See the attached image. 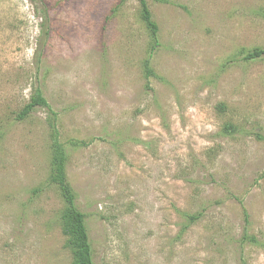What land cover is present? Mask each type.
Returning <instances> with one entry per match:
<instances>
[{"label":"rangeland","instance_id":"obj_1","mask_svg":"<svg viewBox=\"0 0 264 264\" xmlns=\"http://www.w3.org/2000/svg\"><path fill=\"white\" fill-rule=\"evenodd\" d=\"M148 3L161 39L149 81L138 0H0V264L72 262L48 109L17 116L36 88L94 264H264V246L242 242H264V54L240 53L264 49V0ZM227 122L239 131L222 134Z\"/></svg>","mask_w":264,"mask_h":264},{"label":"trees","instance_id":"obj_2","mask_svg":"<svg viewBox=\"0 0 264 264\" xmlns=\"http://www.w3.org/2000/svg\"><path fill=\"white\" fill-rule=\"evenodd\" d=\"M138 1L140 20L145 25L150 37L147 57L144 59V74L149 81L150 77L157 75L150 64V58L161 46L160 27L153 16L148 0ZM44 11L45 21L41 24V39L39 41V49H37L39 56L43 54L48 38L50 37V16L47 8ZM240 53L243 59L254 60L263 56L264 49L254 48L252 50H241ZM220 106L222 110L225 108V105ZM37 107H46L49 112L48 125L50 128L51 169L48 182L59 190L64 202V207L60 215V224L62 232L66 237V246L72 254L71 264H94L93 247L87 227L86 214L79 209L77 205V194L68 179L67 164L69 153L61 140L57 112L50 106L42 91L36 88L29 101L18 113V119H26ZM238 131L237 124L227 122L223 126L222 134L233 135ZM243 214L247 226L249 216L246 209H244ZM200 215L201 213L189 215L190 221L197 220ZM242 242L264 246V242H260L258 238L250 235L246 230L242 236ZM243 264H246V262H243Z\"/></svg>","mask_w":264,"mask_h":264}]
</instances>
